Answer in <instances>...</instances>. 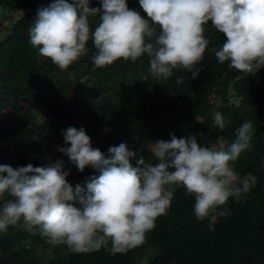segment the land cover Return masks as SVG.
Wrapping results in <instances>:
<instances>
[{
  "label": "clouds",
  "instance_id": "1",
  "mask_svg": "<svg viewBox=\"0 0 264 264\" xmlns=\"http://www.w3.org/2000/svg\"><path fill=\"white\" fill-rule=\"evenodd\" d=\"M99 2L97 8L90 6L92 0H53L39 8L28 30L38 55L67 71L88 54L91 40L95 68L146 55L156 80L172 77L174 69L191 72L195 79L209 48L205 25L211 22L225 37L221 47L211 49L219 63L246 75L264 68V0H139L147 19L129 9L127 0ZM90 17H99L94 29ZM184 80L179 76L175 83ZM228 123L222 113L214 114L215 127L224 130ZM63 136L70 147L58 150L80 172L91 167L99 174L73 186L62 172L63 162L50 157L43 167L0 165V231L22 220L29 233L51 246L124 254L145 243L177 187L194 198L196 218H208L211 230L218 218L229 215L224 207L229 198L239 201L257 183L251 173L241 177L233 168L252 146L251 120L236 128L230 145L221 138L218 147L204 146L195 134L149 143L155 164L124 143L110 147L105 156L92 147L83 128L69 127Z\"/></svg>",
  "mask_w": 264,
  "mask_h": 264
},
{
  "label": "trees",
  "instance_id": "2",
  "mask_svg": "<svg viewBox=\"0 0 264 264\" xmlns=\"http://www.w3.org/2000/svg\"><path fill=\"white\" fill-rule=\"evenodd\" d=\"M52 2L0 0V19L14 14L9 16L8 26L0 21V141L20 129L33 131L22 146L0 148V165L43 167L49 157L51 162L58 160L61 152L56 138L45 128L63 124L72 114L84 118L86 129L100 138L99 147L105 156L110 147L124 143L153 164L157 161L146 146L170 140L172 134L177 138L195 134L200 144L223 136L231 144L236 128L247 120L264 129V68L253 73L261 74L262 80L249 84L244 80L246 74L229 69L228 62L219 63L211 49L221 47L225 37L211 22L205 25L209 48L197 65L200 71L195 79L191 72L174 69L172 77L156 80L146 55L136 62L118 60L111 66L95 68L91 57L96 50L91 40L88 54L61 71L38 55L28 35L37 10ZM127 4L147 19L139 0H127ZM90 6L98 8L101 4L92 0ZM89 19L94 29L99 17ZM179 76L185 80L177 85ZM76 85L87 88V93L81 99L73 96L66 101ZM211 97L218 100L216 105ZM21 103L40 109L47 119L37 123ZM6 109L8 115L3 113ZM217 111L230 121L224 130L214 126ZM14 113L20 114L19 122L9 125L8 116ZM251 144L242 153L246 160L264 155V135L253 130ZM132 163L135 166V160ZM233 168L241 177L251 173L257 183L239 201L229 198L224 206L229 215L218 218L211 230L208 218H196L194 198L177 187L170 208L157 218L145 243L127 253L111 254L105 248L73 253L66 245L51 246L38 234L32 235L21 220L0 231V264H264V167L236 164ZM62 172L68 173L67 181L73 186L84 185L99 174L91 167L80 172L71 161L62 166Z\"/></svg>",
  "mask_w": 264,
  "mask_h": 264
},
{
  "label": "rangeland",
  "instance_id": "3",
  "mask_svg": "<svg viewBox=\"0 0 264 264\" xmlns=\"http://www.w3.org/2000/svg\"><path fill=\"white\" fill-rule=\"evenodd\" d=\"M10 14V13H9ZM14 15V14H13ZM13 15H4V17H2L0 19V21L2 22V25L4 26H8V24L10 23V18L9 16H13ZM7 16V17H6ZM263 76L259 73L257 74H250V75H246L244 77V80L249 83V84H254L256 82H259L260 80H262ZM109 85H111L109 83ZM87 88H83L80 85H76V88L70 93L68 94L65 99L66 101L69 100V98L71 97H76L78 99H81L83 97L84 94L87 93ZM211 101L216 105L218 103V100L215 97H211ZM234 101V100H233ZM234 103L236 104L237 102L234 101ZM23 109L25 110H29L31 113V116H33L34 119L37 120V123L39 122H43L47 119L46 116L42 115L41 110L38 108H34L30 103H21ZM3 113L5 115H8L9 111L8 109L3 110ZM10 117L9 119V125H13L19 122L20 119V114L19 113H14L13 115L8 116ZM58 119V118H57ZM199 121V120H198ZM55 127L53 126V124H51L50 126H48L47 128H45V131L50 133L52 136H54L56 138V143L59 146V148L62 147H70V145H66L64 142V136L63 133L64 131H66L69 127H74L76 129H81L83 128L86 131V134L91 138V145L94 149H99L100 151L101 148L99 147V143H100V138L92 135L87 129H86V125H85V121L84 118H82L81 116H77L76 114H72L69 117V120L64 121L63 124L60 125H56L54 124ZM253 130H255L258 134L260 135H264V129H259L253 126ZM32 129H29L28 127L25 129H20L15 131L14 133H10L11 137L8 136L7 140H3L0 141V148H5V149H10V148H14V147H20L23 145V143H25L24 141L28 140V134L32 135ZM10 137V138H9ZM223 139L225 141L228 142V145H230V142L228 139H226L223 136H218L215 139H211L210 141H207V143H209L210 145H216L217 147L219 146L217 144L218 139ZM164 141H170V140H164ZM203 145V143H202ZM148 148V145L146 146ZM227 147V145H226ZM60 158L56 161H62V166L66 164V162L71 161L66 155H64L63 153H60ZM55 161V162H56ZM54 163V162H53ZM236 164H249L252 166H258L259 168H263L264 167V155L255 159V160H246L243 156V154H241V156L239 157V159L234 162L233 165ZM48 165V164H47ZM39 253V252H38Z\"/></svg>",
  "mask_w": 264,
  "mask_h": 264
},
{
  "label": "water",
  "instance_id": "4",
  "mask_svg": "<svg viewBox=\"0 0 264 264\" xmlns=\"http://www.w3.org/2000/svg\"><path fill=\"white\" fill-rule=\"evenodd\" d=\"M202 143H203L204 146H210V144L207 143V141H205V140H203Z\"/></svg>",
  "mask_w": 264,
  "mask_h": 264
}]
</instances>
